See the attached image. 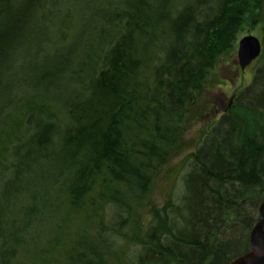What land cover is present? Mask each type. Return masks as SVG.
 Wrapping results in <instances>:
<instances>
[{"label": "trees", "instance_id": "trees-1", "mask_svg": "<svg viewBox=\"0 0 264 264\" xmlns=\"http://www.w3.org/2000/svg\"><path fill=\"white\" fill-rule=\"evenodd\" d=\"M245 23L252 129L205 96ZM263 197L264 0H0V264H228Z\"/></svg>", "mask_w": 264, "mask_h": 264}, {"label": "rangeland", "instance_id": "rangeland-1", "mask_svg": "<svg viewBox=\"0 0 264 264\" xmlns=\"http://www.w3.org/2000/svg\"><path fill=\"white\" fill-rule=\"evenodd\" d=\"M251 34L253 36H256L257 38H260V30L258 26H249V23H245L243 26L242 31L240 32L238 39L240 40L242 37ZM238 46V42H237ZM226 57H230L225 56ZM255 63L252 62L249 66H247L244 70H240L238 59H237V51L234 53V55L227 59L223 60L221 63L218 64V66L215 68V72L218 74V76L224 81L219 86H212L210 88V91H205V96L208 98V102L213 105L215 112L212 118L219 116L223 113H225L227 110H229L232 113L238 112L243 120V123H245L246 127H251L252 129V122L250 120V116L244 114L242 110L238 109L235 105V98L236 96L239 97L242 91L245 88L251 87L252 79L254 76V70H255ZM208 119V118H207ZM206 118L203 121H200L193 126H191L190 131L188 132V136H193L195 133L201 129L205 128V126L210 122V120ZM182 156H180L177 160L175 159L174 162L176 164H179V160ZM174 166V165H170ZM166 170V169H164ZM172 174V173H170ZM178 173H173L170 178L167 179V176H162V181L160 183V187L155 190V196L157 202H161L163 200L162 195H164L163 188L165 187L166 190L169 186H174L173 193L177 195L181 190V180ZM167 179V180H166ZM162 197V198H161Z\"/></svg>", "mask_w": 264, "mask_h": 264}, {"label": "water", "instance_id": "water-1", "mask_svg": "<svg viewBox=\"0 0 264 264\" xmlns=\"http://www.w3.org/2000/svg\"><path fill=\"white\" fill-rule=\"evenodd\" d=\"M261 53V41L248 34L238 41L237 59L240 70L249 66ZM259 219L249 235L250 249L233 258L228 264H264V197L258 208Z\"/></svg>", "mask_w": 264, "mask_h": 264}]
</instances>
